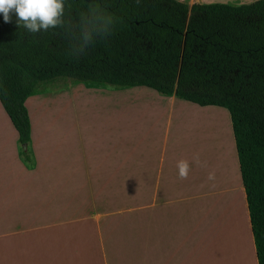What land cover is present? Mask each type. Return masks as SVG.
Here are the masks:
<instances>
[{"label": "trees", "instance_id": "trees-1", "mask_svg": "<svg viewBox=\"0 0 264 264\" xmlns=\"http://www.w3.org/2000/svg\"><path fill=\"white\" fill-rule=\"evenodd\" d=\"M61 22L28 33L0 14V104L21 156L27 102L43 84L146 88L228 111L258 264H264V0L241 6L177 0H64Z\"/></svg>", "mask_w": 264, "mask_h": 264}, {"label": "rangeland", "instance_id": "rangeland-1", "mask_svg": "<svg viewBox=\"0 0 264 264\" xmlns=\"http://www.w3.org/2000/svg\"><path fill=\"white\" fill-rule=\"evenodd\" d=\"M247 1L254 3L258 0ZM183 104L193 111L187 116L189 121L181 125L178 116L172 120L166 116L169 109L174 108L177 113L182 106L181 102L173 101V97L168 98L146 88L89 90L72 80L58 79L41 85L38 94L27 102L33 136L27 155L31 158L30 151H35V142L44 136L46 147L58 157L71 158V152L74 157L80 158L86 153L96 160L104 149L101 156L105 155L111 161L116 157L115 149L123 147L131 150L135 146L145 149L150 136L155 135L153 157L162 155L161 146L166 141L167 159L170 160L171 155L177 152L178 163H188L187 176L181 182L183 194L187 197L186 204H192V195L198 194V214L199 218H203L202 208L207 210V201L211 198L212 206L218 203L212 210L215 220L214 212L223 202L219 198L221 195H216L218 189L233 186L236 178L240 183L241 179L231 118L225 109ZM157 118L160 126L152 121ZM162 120L166 124V133H170L169 140L164 134ZM117 126L124 132L134 131L135 135L122 134L117 131ZM8 128L14 130L0 104V141H6L0 146V152L12 148L17 142L15 133ZM84 134L86 142L83 143ZM87 139L91 140L87 142ZM145 152L148 153L146 149ZM59 166L60 172L80 173L77 166L70 164V170H65L66 164ZM131 176L125 174L121 181L85 179L52 183L51 193L55 196L57 190L60 196L56 207H45L44 264H149L152 248L148 233V182L134 181ZM59 183L64 187L57 188ZM211 191L215 194L210 195ZM238 197L236 194L227 198L234 213L232 232H219L222 235L221 245L227 241L228 252L230 245L233 247L225 260L221 256L224 248H221V253L216 252L212 264L254 262L249 233L247 229L246 234L243 232L244 236L240 232V220L236 213L244 214L237 211L238 205L241 207ZM9 214L0 213V221H7ZM214 223L215 230L219 231L218 221ZM9 231L11 229L3 230L0 226V232ZM212 241L217 244L219 239ZM203 259V264H208V250L204 251Z\"/></svg>", "mask_w": 264, "mask_h": 264}, {"label": "crops", "instance_id": "crops-1", "mask_svg": "<svg viewBox=\"0 0 264 264\" xmlns=\"http://www.w3.org/2000/svg\"><path fill=\"white\" fill-rule=\"evenodd\" d=\"M178 1L191 6L194 4L232 6L251 4V1L247 0ZM173 101L181 102L182 106L177 113L174 108L169 109L166 116H169L168 118L171 120L173 117L178 116L181 125L186 124V120L189 121L187 116L193 109L183 106L185 105L184 102L176 100L174 97ZM152 121L160 126L158 118ZM161 122L164 123V120ZM165 125L164 123V134L169 140L170 133H166ZM8 129V131L15 133L14 139H17V142L12 148L0 152V213L10 212L9 216L6 217L7 221H0V226L3 230L5 228L11 229L9 232H0V264H44L45 207H56L60 196L57 190L55 196L51 193L53 182L85 179L121 181L124 175L128 173L132 175L131 179L134 181L148 182V233L149 245L152 248L149 255V264H203L205 250H208L209 253L208 264H212L216 252L221 253V248H224V253L221 255L225 260L233 246L230 245V252H228L226 243L221 245L222 235L220 233L227 234L233 230L234 213L227 201L236 194L239 196L237 200L241 199L242 207L238 205L237 211L242 212L245 218H243L240 232L244 236L247 229V233H249L248 240L251 241L254 252V262L251 260V263L258 264L247 199L241 179L240 183L237 178V180L234 179L233 186L219 188L216 193L217 196L221 195L220 199H223V202L218 205V210L214 212L216 214L215 220L218 221L220 227V230L216 231L212 210L213 207L216 208L218 203L215 202L211 208L210 198L207 201L208 210L202 208L203 218L202 216L199 218L198 214L199 206L196 204L198 194L192 195L191 199L194 202L190 204L191 206L186 204L187 197H185L181 188V182L184 178L179 175L178 153L174 152L171 155L172 158L167 159L168 143L165 141L161 146L163 148L162 155L157 158L153 157L151 152L156 147L152 146L155 143V135H151L148 143L145 144L148 153L145 152L144 148L142 151L135 145V147H131V150L121 147L115 149L114 154L116 157L111 161H108L105 155L101 156L105 152L104 149L96 160L91 159L86 153L80 158L74 157L71 152V158L58 157L52 153L51 148L49 150L46 147V142L43 140L44 136H41L38 142H35V151H30L31 158H28L31 159V164H29L30 160L27 161L21 156L23 149L18 142L19 135L17 131L15 128L14 130ZM117 129L122 134L128 133L120 130L121 128L118 126ZM133 132L126 135L134 136ZM74 136L77 138V134ZM83 137L84 143L86 142V134ZM123 137L124 135H122V139ZM90 140L87 139V142ZM4 142L6 141H0V146ZM32 143L33 136L31 143L25 150L26 154L29 153L28 149H31ZM64 164L67 167L65 170H70L69 166L71 164L73 167L77 166L80 173L60 172L61 167L59 165ZM74 175L75 177H73ZM56 186L57 188L64 187V184L59 183ZM220 189L222 190L220 191ZM213 193L211 191L210 195ZM216 195H213V197ZM214 238H218L220 243L215 244L212 241Z\"/></svg>", "mask_w": 264, "mask_h": 264}, {"label": "clouds", "instance_id": "clouds-1", "mask_svg": "<svg viewBox=\"0 0 264 264\" xmlns=\"http://www.w3.org/2000/svg\"><path fill=\"white\" fill-rule=\"evenodd\" d=\"M0 14L5 23H11L13 16L18 28L35 34L39 30L55 28L64 14V0H0ZM179 175L186 178L188 163L178 165Z\"/></svg>", "mask_w": 264, "mask_h": 264}, {"label": "bare ground", "instance_id": "bare-ground-1", "mask_svg": "<svg viewBox=\"0 0 264 264\" xmlns=\"http://www.w3.org/2000/svg\"><path fill=\"white\" fill-rule=\"evenodd\" d=\"M214 175H215V174H214ZM212 179H214L213 176H212ZM211 208H212V205H211ZM207 210H208V208H207ZM235 210H236V207H235ZM236 214L239 216L238 219L240 220L239 223H240V226H241V224H242L241 221H244V220H243L244 217H243L242 214H238V213H236ZM235 216H236V215H235ZM238 219H237V222H234L235 225L238 223ZM229 238H230V237H229ZM225 239H227V237H225ZM219 241H220V240H219ZM226 242H227V241H226ZM226 242H225V243H226ZM219 243H220V242H219ZM227 243H228V242H227ZM239 244H240V243H239ZM226 245H227V244H226ZM228 245H229V244H228ZM227 247H228V246H227ZM221 256H222V255H221Z\"/></svg>", "mask_w": 264, "mask_h": 264}]
</instances>
